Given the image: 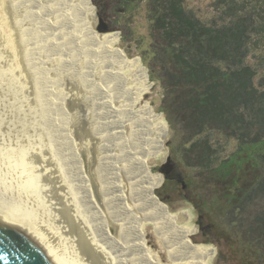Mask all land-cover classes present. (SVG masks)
Returning a JSON list of instances; mask_svg holds the SVG:
<instances>
[{
    "label": "trees",
    "instance_id": "trees-1",
    "mask_svg": "<svg viewBox=\"0 0 264 264\" xmlns=\"http://www.w3.org/2000/svg\"><path fill=\"white\" fill-rule=\"evenodd\" d=\"M112 1L120 22L137 0ZM184 3L145 0L149 76L163 91L174 165L161 183L177 181L186 192L192 184L206 232L243 254L233 263L264 264V79L255 83L264 59L249 62L264 48V0H217L218 14L207 21ZM230 140L236 149L226 154ZM177 166L192 176L175 175Z\"/></svg>",
    "mask_w": 264,
    "mask_h": 264
},
{
    "label": "rangeland",
    "instance_id": "rangeland-1",
    "mask_svg": "<svg viewBox=\"0 0 264 264\" xmlns=\"http://www.w3.org/2000/svg\"><path fill=\"white\" fill-rule=\"evenodd\" d=\"M216 1L217 0H185L184 4L187 9L194 11L200 20L207 21L218 14L217 8L215 7ZM112 2V0H82L83 10L90 15V17L85 18L84 14H78V12L72 13L66 10L64 12L59 10L57 7L58 2L56 0H0V49H3L0 51L2 53V56H0V72L1 70L3 72V74L0 73V83H3V80L5 79L4 73L7 74L11 72L10 75L13 76L17 70L19 71V75H22V78L26 79V81H31L32 79L31 70L28 68V71H25L26 62L23 63L24 54L20 51L21 47L19 48V40H21V37L16 23H19L18 27L20 29L22 21L18 19L19 16H12V13L13 15L23 13L22 15H26V21H28L27 23L31 30L27 29L26 24H22L24 28L21 27V30L25 29L27 32H30L34 29V32L37 31L41 36H38L39 38L37 39L29 38V41L36 48L38 41H41L42 48L44 46V51L42 53H35L37 52V49L36 51H32L30 53L32 56L31 61L34 60L31 64L34 65L36 64L35 61H40L39 58L42 55V60L38 63H40L43 73L48 75L57 74L56 78L51 77V75L47 76L46 74L45 75L47 77H44V74L38 72L41 81L37 78V83L35 82L37 86L42 87L45 82L49 84L42 87V91L46 96L45 98L40 99L41 101H38L39 104H43L46 109L39 107L40 109L38 110V114L42 118V122H40L42 124L45 123L43 124L45 136L44 142L47 145L50 158L52 157L51 159L54 161L59 174L62 176L61 178L64 181V185L67 188V190H65L67 192L66 197L72 196L74 200H77V203L78 201L80 203L83 199L78 200V197H83L82 195H85V193H83L84 187L90 189L92 182H96V186L98 187V180L102 176L101 173H97L99 168L96 169L98 166L95 165L98 164L100 166L102 164L101 161L98 162L99 159L101 160L102 157H105L107 160L114 162L115 159L112 158L115 157L116 154L122 152L120 144L126 142L129 138V136H125V133L119 130V126L115 128V124L119 121L115 118L116 115H112V113L109 112V108H107L110 107L117 113L120 110L113 108L115 107L113 102L109 103L110 101L115 100V96L111 97L114 86L109 84V91H98L99 89H102L103 84H101L98 81V78H96L99 76V73H94L93 69H91L93 61H91V64L89 61L93 57L86 55L88 48L85 37L88 34V31L92 34L94 42L101 40V38L107 34L114 35L117 41L114 45V49L117 52L123 53L127 59H138L140 61L148 89L143 95L141 101L131 106L129 111L131 114H136L144 107H147L151 111V114L156 117L152 125L156 128L159 127L162 134V136L160 134L161 139L160 141L158 140V146L161 148L160 145L163 141V143H165V148L163 145L164 151L166 150L167 155H169L167 149L168 132L166 133L167 128L165 116L160 112L163 91L160 84L157 81H151L149 76L151 66V40L148 32L145 0H137L131 4L130 9L120 12L119 17L122 18L120 22H118V16H115L110 12ZM16 4L21 5L17 6L15 9ZM87 4H89L90 7H88ZM11 9H15L13 10L14 12H11ZM101 24L108 29V32L103 36L97 37L95 31L96 28L101 26ZM263 50H261L260 47L256 48L253 52L254 56L250 57L249 62L252 64H260L262 59H264ZM73 52L82 55L83 58L81 59ZM27 58H29V56H27ZM37 69H39V67ZM157 75L158 74L156 73L155 76ZM260 79H264V70H259L255 83L257 84ZM99 80L102 82L109 81L107 77L100 78ZM70 83H74L73 85L77 86L73 87ZM35 87L36 85L33 84L34 89ZM56 88L58 90H62L63 94L57 93L56 97H53L55 93L53 89ZM111 88L113 90H111ZM5 89H8V87ZM6 91L0 87V108H3V105L5 106L8 103H13L11 95ZM32 97L34 96L32 95ZM90 97L91 101H88ZM33 99L35 100V98ZM53 100L56 102H54V105L56 106L54 108L55 110H52ZM116 101L125 106L122 99H117ZM107 103H109V105ZM34 109L35 108H33L32 111H35ZM0 113L5 121L8 120V112L3 113V110L0 109ZM18 114L22 115L21 113ZM89 118L91 119L88 120ZM20 122L21 125L26 127L29 126L27 122H23L21 119ZM41 123H38L37 126H41ZM8 124H11L10 118L8 120ZM17 127H19V125H17ZM30 131H32V129H30ZM100 132L101 134H99ZM164 132L165 138L163 140ZM74 143H79L78 147H74ZM80 144L82 145L80 146ZM128 147L130 151H133L136 148V140H132ZM75 148H77V151H75ZM57 149H63V155L60 158H57V156L60 155L56 152ZM235 149L236 143L230 140L227 146L226 154L235 151ZM66 153L68 154L67 156ZM75 157H77V159ZM103 163L105 164V162ZM143 163L149 166L146 168V171L154 178V181H156L155 185L151 188V193L155 202L158 205L166 206L170 216H174L184 210L190 213L191 219L187 224L173 225L174 228L182 227V229L189 231L186 235V240L189 245L193 247L205 248L208 253V264L237 263L243 254L236 253V249H234L231 245L226 244L224 241L215 240L206 232L205 222L200 220L197 211L192 205V200L195 197V193L193 191L194 187H192V184H190L187 192L181 190V186L177 183V181L164 186L165 184L163 182L161 183L162 176H156L162 163L155 162L146 156L143 159ZM70 167L73 170L70 169ZM79 172L81 176L78 175ZM174 174H183V177L186 175V178L192 176L191 172L178 166L174 171ZM70 176L72 177L69 178ZM74 186H76V188H74L75 192L73 196L70 189ZM68 187L70 189H68ZM155 189L158 193L162 194L166 203H161L156 198L154 195ZM96 195L100 200L97 190ZM82 203L83 200L80 204H78V206L81 205L80 207L83 208ZM92 212L94 213L96 211L93 209ZM95 214L96 213H94V215ZM112 217L113 213L111 212V218ZM133 218L135 219V217ZM138 229H141L144 232V245L149 251H152L154 255H156L157 260L159 261L158 264H173L170 261L166 247L162 245L157 234L153 232V227L146 223L145 225L143 224L142 226H138ZM91 231H93L92 228ZM131 234L135 239L134 233L131 232ZM131 238L132 237L130 236V240ZM234 258L235 263H233ZM176 264L184 263L177 262Z\"/></svg>",
    "mask_w": 264,
    "mask_h": 264
},
{
    "label": "bare ground",
    "instance_id": "bare-ground-1",
    "mask_svg": "<svg viewBox=\"0 0 264 264\" xmlns=\"http://www.w3.org/2000/svg\"><path fill=\"white\" fill-rule=\"evenodd\" d=\"M56 1L58 2V9L63 12L65 10L72 13L78 12V14H84L85 18L90 17V15L82 8V0ZM19 5L21 4H16L15 9ZM87 6L90 7L89 4H87ZM15 9H11V12H14L13 10ZM22 14L23 13H18V15H13L12 13V16L21 17H18V19L22 21L20 29L18 27L19 23H16L21 37V40H19V48L21 47L20 51L24 54L23 63L26 62L27 67V70L25 67V71H28V68L31 70L32 79L31 81H26V79L22 78V75H19L18 70L13 76L10 75L11 72L7 74L4 73L5 79L3 80V83H0V87L4 91L7 90L6 92L11 95L13 103H8L5 106L3 105V108L1 107L0 109L3 110V113L8 112V120L10 118L11 124H8V120H6V122L18 149L24 153L27 159L45 180L59 205L67 231L84 264H106V262L107 264H158L159 261L157 260L156 255H154L152 251H149L144 245V232L141 229H138V226L145 225L146 223L153 227V232L157 234L162 245L166 247L170 261L173 264H176L177 262L184 264H208V253L206 249L202 247H193L187 242L186 235L189 231L182 229V227H180L181 229L173 227L174 224H187L191 219L190 213L184 210L174 216H170L167 207L158 205L152 196L151 188L155 185L156 181H154V178L146 171V168L149 166L143 163V159L146 156L155 162L163 163L167 157V152L166 150L164 151L165 143H163L164 148L163 145H160L161 148L158 146V140L160 141L162 134L159 127L156 128L152 125L156 117L151 114V111L147 107H144L136 114H131L129 111L131 106L141 101L148 87L144 79V71L141 67L140 61L138 59H127L123 53L117 52L114 49V45L117 42L116 37L112 34H98L95 31L97 37L105 36H103L101 40L94 42L92 34L88 31V34L85 37L88 48L86 55L93 57L89 61L90 64L91 61H93L91 69H93L94 73H99V76L96 78H98V81L103 84L102 89H99L98 91H109V84L114 86V90L111 88V90H113L111 97L115 96V100L110 101L109 103L113 102L115 105L113 108L120 110L117 113L113 111L112 108H107H109V112H111L112 115H116L115 118L119 121L115 124V128L119 126V130L125 133V136H129V138L126 142L120 144L122 152L116 154V156L112 158L115 159L114 162L107 160V158L102 156L101 160L97 157L99 159L98 162L101 161L102 164L100 166L98 164L95 166H98L96 167V169L99 168L97 173H101L102 177L98 180L100 183H98V187L96 186V182H92L90 189L84 187L83 193H85V195H82L83 197H78V200L83 198L82 205L84 209L80 207L81 205L78 206L82 200L80 203L79 201L77 203V200H74L72 196L66 197L67 192L65 190H67V188L64 185V181L61 178L62 176L59 174L54 161L51 159L52 157L50 158L47 145L44 142L45 136L43 124L45 123H41L42 118L38 114L40 108H45L43 104H39L38 102L46 96L42 91V87L49 84L44 81L45 84L42 87L37 86V78L40 80L38 72L44 74L43 70H41L40 63H38L42 60L41 58L43 56H40V61H35L38 65H33L31 63L34 62V60L31 61L32 56L30 53L36 51V49L37 52L35 53H42L44 51V46L42 48L41 41H38L36 48L29 41V38L37 39L41 36L37 31L34 32V29L30 32H27L25 29L21 30V27H23L22 24H26L27 29L31 30L27 23L28 21H26V15L24 16ZM2 50L3 49H0V51ZM73 53L81 59L83 58L82 55L75 52ZM0 54V56H2L1 52ZM27 56H29V58H27ZM38 67L39 69H37ZM0 73L3 74L2 70ZM45 74L44 77L51 75L46 74V76ZM56 75L57 74H52L51 77L56 78ZM105 77H107L109 79L108 82L111 83L99 80L100 78ZM33 84L36 85L35 89L33 88ZM73 84L70 83L73 87L77 86ZM7 87L8 89H5ZM53 91H55L53 97H56L57 93L63 94L62 90H58L57 88L53 89ZM32 95L34 97H32ZM33 98H35V100ZM117 99H122L125 106L116 101ZM88 101H91V97ZM54 102L55 100H53L52 110H55L54 108L56 107ZM109 103L107 104L109 105ZM33 108H35V111H32ZM18 113H21L22 115ZM20 119L23 120V122H27L29 126L26 127L21 125ZM90 119L91 118L88 120ZM38 123H41V126L39 125L38 127ZM17 125H19V127H17ZM30 129H32V131H30ZM99 134H101V132ZM132 140H136V148L133 151H130L128 145ZM78 144L79 143H74V147H78ZM81 145L82 144H80V146ZM75 149V151H77V148ZM62 150L63 149H57L56 152L61 155L57 156V158L62 157ZM67 155L68 154L66 153V156ZM77 157L75 158L77 159ZM103 162H105V164ZM70 169L72 168L70 167ZM78 175H80V172ZM156 176L162 175L156 174ZM71 177L72 176L69 178ZM74 188H76V186L72 187V189L68 187L73 196L75 192ZM95 188L100 200L96 195ZM93 209L96 211L94 213L97 215H94L92 212ZM111 212L113 213L112 218ZM133 217H135V219ZM115 227L117 228V234ZM91 228L93 231H91ZM131 232L134 233L135 239ZM130 236L132 237L131 240Z\"/></svg>",
    "mask_w": 264,
    "mask_h": 264
},
{
    "label": "water",
    "instance_id": "water-1",
    "mask_svg": "<svg viewBox=\"0 0 264 264\" xmlns=\"http://www.w3.org/2000/svg\"><path fill=\"white\" fill-rule=\"evenodd\" d=\"M98 34L108 29L103 24ZM174 165L167 155L158 174ZM0 264H84L45 180L18 149L0 113Z\"/></svg>",
    "mask_w": 264,
    "mask_h": 264
}]
</instances>
